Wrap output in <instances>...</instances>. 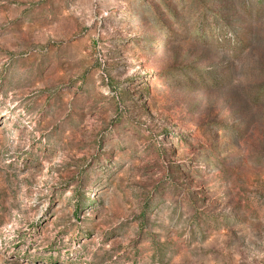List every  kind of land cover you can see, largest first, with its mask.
Returning a JSON list of instances; mask_svg holds the SVG:
<instances>
[{
    "label": "rangeland",
    "instance_id": "obj_1",
    "mask_svg": "<svg viewBox=\"0 0 264 264\" xmlns=\"http://www.w3.org/2000/svg\"><path fill=\"white\" fill-rule=\"evenodd\" d=\"M0 264H264V0H0Z\"/></svg>",
    "mask_w": 264,
    "mask_h": 264
}]
</instances>
